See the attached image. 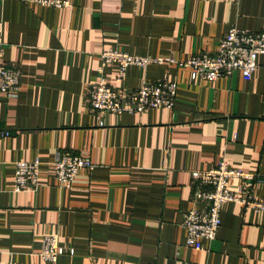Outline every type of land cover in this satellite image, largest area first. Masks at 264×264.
Instances as JSON below:
<instances>
[{
    "label": "crops",
    "instance_id": "0c3cea01",
    "mask_svg": "<svg viewBox=\"0 0 264 264\" xmlns=\"http://www.w3.org/2000/svg\"><path fill=\"white\" fill-rule=\"evenodd\" d=\"M68 2L0 0V55L20 71L17 94L0 92V264H264V210L222 204L202 249L185 245L182 226L194 207L192 170L225 158L264 176V54L249 77L213 80L174 62L133 65L119 80L105 65L118 92L175 81L174 106L97 115L88 100L101 51L185 61L213 52L233 25L264 30V0ZM64 151L94 164L70 188L57 186L50 166ZM35 158L38 186L15 190V162ZM245 185L264 197L263 182ZM49 232L73 253L43 260Z\"/></svg>",
    "mask_w": 264,
    "mask_h": 264
},
{
    "label": "built area",
    "instance_id": "2783aa9c",
    "mask_svg": "<svg viewBox=\"0 0 264 264\" xmlns=\"http://www.w3.org/2000/svg\"><path fill=\"white\" fill-rule=\"evenodd\" d=\"M23 1L58 7L69 5L68 0ZM260 54H264V30L253 31L235 25L227 30L213 52H201L185 61L170 56H141L117 48L106 49L99 53L98 81L88 89L89 110L97 115L106 112L118 115L174 106L177 93L175 81H170L164 76L158 81H145L141 87L134 90L118 92L108 83L104 74L105 65L116 66V78L119 80L125 78L130 66L145 67L150 63L163 62H174L178 66L190 68L192 78L213 80L229 76L234 71L249 77L257 67V57ZM19 88V69L7 64L0 55V92L7 97L15 96ZM99 123L102 125L103 120ZM40 164L38 158L15 162V190H29L38 186ZM50 166L54 171L57 186L70 188L79 170L92 168L94 164L86 155L64 151L57 154ZM190 173L194 180V207L185 211L182 219L186 246L202 249L204 241L215 238L221 222V206L226 202H240L246 209L264 210V197L255 196L251 187L245 185L251 182L264 183V176L230 167L225 158L218 160L211 168L195 169ZM65 253L72 254L73 249L60 245L56 233L43 235L39 251L43 260L56 262Z\"/></svg>",
    "mask_w": 264,
    "mask_h": 264
}]
</instances>
